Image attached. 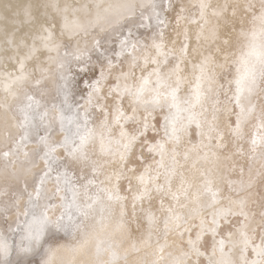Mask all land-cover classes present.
I'll return each instance as SVG.
<instances>
[{"label":"snow or ice","instance_id":"1","mask_svg":"<svg viewBox=\"0 0 264 264\" xmlns=\"http://www.w3.org/2000/svg\"><path fill=\"white\" fill-rule=\"evenodd\" d=\"M0 264H264V0H0Z\"/></svg>","mask_w":264,"mask_h":264}]
</instances>
